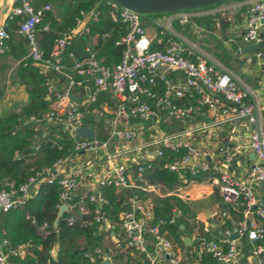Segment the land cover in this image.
Instances as JSON below:
<instances>
[{"label":"built area","instance_id":"obj_1","mask_svg":"<svg viewBox=\"0 0 264 264\" xmlns=\"http://www.w3.org/2000/svg\"><path fill=\"white\" fill-rule=\"evenodd\" d=\"M241 3L247 6L245 31L241 39L248 44L258 43L264 36V0H244ZM110 4L115 8L113 19L123 23L126 29L119 41L125 46L120 61L109 68L90 54L83 60L75 61L72 66L79 78L65 71L60 56L70 44L69 36L64 35L56 41L51 54L52 63L44 58L39 47L37 25L44 12L50 9L48 4L35 6L33 0H16V5L0 22V53L7 48V21L19 16L21 20L16 32L26 41V57L43 66L42 71L51 66L63 76V80L47 81V99H52L50 108L42 118L31 116L29 121L62 126L75 138L78 154L91 156L100 153L104 162L102 177L87 192H78V182L71 173L74 164L71 158L56 160L51 166L42 167L17 187L12 182L6 183L7 187L0 188V212L22 204L41 182L57 181L61 187L60 205H66L68 211L75 205L72 200L78 197L81 213L92 216L98 231H110L117 244L118 239L111 230L113 224L103 208L108 201L102 186L140 187L156 193L158 187L145 180L141 185L135 183L130 173L131 166L140 160H164L165 150L182 151L174 162L163 164V168L178 174L182 185L160 196L183 199L182 188L196 182L194 177L206 175L226 205L213 211L216 224L222 225L231 220L232 211L236 212L238 206H242L240 217L232 221L231 227L223 228L218 237L198 238L200 252L209 254L219 264H240L238 240L244 238L251 245L250 262L264 264V186L261 184L264 182V119L259 121L248 90L239 84L233 74L209 61L198 48L188 45L174 28V23L184 26L192 17L204 15L205 12H201L204 9H183L148 18L147 14ZM80 15L72 35L88 31L89 19L97 16L93 10L88 13L81 11ZM192 26L194 31H202L200 25L194 23ZM254 57L263 66L264 47L256 49ZM106 92L108 95L100 108L92 111L95 120L102 119L105 124L106 138L101 140L98 137L100 130L87 125L83 109ZM71 94L78 95L79 100L74 101ZM237 122L254 125L247 144L254 153V160L241 176L234 169L239 164L236 160L238 146L227 144L220 149L219 158H214L197 141L204 133L209 135L219 127ZM81 128H92L94 136H81L78 132ZM209 156L210 160L218 161H207ZM141 171L142 168L138 167L137 177L142 176ZM83 201L94 206L90 208L82 204ZM128 202L130 210L120 216L126 247L142 254L147 264H161L163 261L185 264L184 251L169 238L166 230L161 229L164 220L150 223L153 216L150 199L132 195ZM173 222L174 218H171L169 223ZM68 223H72V218H68ZM39 230L47 233L46 225L40 226ZM209 230L204 229L206 232ZM233 234L237 237L231 238ZM26 250V244L11 247L6 238L2 239L0 264H12L10 258L24 256ZM84 257L87 264H104L105 260H109L110 264H123L119 260L112 261L110 248L86 249Z\"/></svg>","mask_w":264,"mask_h":264},{"label":"trees","instance_id":"obj_2","mask_svg":"<svg viewBox=\"0 0 264 264\" xmlns=\"http://www.w3.org/2000/svg\"><path fill=\"white\" fill-rule=\"evenodd\" d=\"M237 1L244 0H227L220 4L192 10H208ZM33 4L35 6L48 4L50 7L44 12L37 25V38L44 58L49 59L51 63L53 62L51 54L56 41L64 35L70 37V44L60 53V56L65 65V71L75 78L79 76L72 69L74 62L83 60L90 54H93L100 64L109 68H113L120 61L125 46L119 41L126 29L123 23L113 19L112 13L115 8L109 0H33ZM246 9V5H241L239 12H246ZM92 10L97 16L95 19H89L88 31L80 35H72V30L77 26V21L81 17L80 12L88 13ZM240 13L234 15L236 21H240ZM162 14L165 13L147 14V17L152 18ZM20 20L21 17L15 16L7 21L9 36L5 44L9 50L0 53V58L11 54L14 59L18 60L15 77L25 85L28 102L20 110L0 117V188L7 187L6 183L11 182L17 187L42 167L51 166L56 160L70 159L78 154L75 150V138L62 126L49 125L44 121H29L31 116L37 119L42 118L50 108L52 99H47V81L56 78L63 80V76L51 66L46 71H42L26 57L28 52L26 41L16 39L17 24ZM194 23L195 25L203 24L206 29L220 31V33L229 29L232 24L222 12H216L206 16L192 17L190 22L184 26L174 23V28L185 34L194 35L195 29L192 26ZM45 26L47 28H44ZM212 43L214 48L222 47L220 39H214ZM107 95V92L101 93L94 103L88 104L83 109L87 125L100 130L98 137L101 140L106 138L105 124L102 119L95 120L92 111L100 108ZM181 154L182 151L165 150L164 160H140L138 164H133L130 168L132 179L137 185H141L145 180L151 185H160L163 190H175L182 185V180L176 172L163 168V164L174 162V159ZM138 167L142 168L141 177H137ZM194 179L207 180L206 175H199ZM60 192L61 187L57 181L41 182L37 190L22 204L6 212H0V243L6 238L11 247L18 244L27 245L24 256L10 258L12 264H87L88 261L84 257L85 249L96 248L103 250L110 248L114 259L126 256L131 260L129 255L134 254L143 258L142 254H138L135 250L132 252L126 247V238L120 227V216L123 212L130 210L128 198L132 195L140 199L149 198L153 207L150 223L155 224L159 219H163L165 223L161 225V229L166 230L169 238L179 247H187L182 236L191 231L194 212L188 202L177 196L159 197L140 187L118 188L113 184L102 186L103 195L108 201L103 208L113 224L111 230L118 239L116 244L110 237V231H98V226L92 216L81 213L79 209L81 201L78 197L72 200L75 205L63 212L57 226H54L53 221L57 216L58 205L61 203ZM82 204L90 208L94 206L87 201H83ZM241 208L242 206L239 205L238 211H232L235 220L240 217ZM68 218H72L71 224L68 223ZM171 218H174L173 223H169ZM226 224L231 225L230 221H226ZM42 225H46L47 233L39 230ZM210 237L205 235L207 239ZM243 241L244 249L247 250L248 241ZM144 263L147 262L144 260ZM216 263L217 261L209 254H201L200 264Z\"/></svg>","mask_w":264,"mask_h":264},{"label":"crops","instance_id":"obj_3","mask_svg":"<svg viewBox=\"0 0 264 264\" xmlns=\"http://www.w3.org/2000/svg\"><path fill=\"white\" fill-rule=\"evenodd\" d=\"M237 2H234L232 6L235 10V13L233 15L227 16L228 20L232 22V24L229 29H227L226 33L221 34L216 30L214 31L206 29L202 24L200 25L201 27H203L202 31L197 32L196 35L197 39H201L200 41H203L204 43L207 41L204 46L206 50L211 48L210 52L212 53L215 51V49H213L214 46L210 47L209 44H213L212 41L214 39L222 40V44L227 48V51H229V55L234 60L233 62L235 63L237 71L223 64L219 59L215 58L208 51H201V49L199 48V52L203 54L209 61L215 62L221 67L228 69L233 74L235 79L239 82V84H241L248 90L251 101L255 104L258 119L259 121H262L264 119V65H260L256 61L254 57L255 50L243 51L250 44L244 42L241 39V36L245 31L246 12H239L241 11L242 1ZM14 5H16V0H1L0 22L4 21L9 10H11ZM223 8L225 10L227 9L225 6ZM214 9L215 8L201 11L205 12L202 16L212 14ZM236 13H240V21H236L234 19V15ZM16 39L21 41L24 40L23 37L19 36L18 34H16ZM8 50L9 47L6 48V51ZM13 50L15 51L16 48ZM17 64L18 60L14 59L11 54L0 58V117L7 115L9 112L20 110L28 102V94L25 85L18 81V79L15 77V69ZM253 129L254 125L246 124L244 122L226 124L215 129L209 135L204 133L203 136H199L200 138L198 137L199 139H197L198 145H202L203 148H206L209 154L213 155L214 158H219L220 149L225 145L231 144L238 146L239 153L237 154L236 160H239V164H236L237 166H234V169L236 174L241 176V174H243V172L251 165L254 160V156H251L252 151L247 146L249 135ZM210 159L211 156L208 157L207 161L211 163H213L214 161H218ZM71 160L74 161L73 167L71 168V173L75 176L78 182V192H87L94 188V186L96 185V183H98V180L104 173V162L102 161V154L96 153L89 156V154L79 153L76 156L72 157ZM156 186L158 187L156 193L152 192L155 195L161 197L160 195L166 194L168 192L166 190H163L160 185ZM182 194H184L185 197L181 199L188 202V204L192 208L194 212V219L191 221V231L189 233L187 232V235L184 234L182 236V239L187 247L179 248L182 249L185 253V261H187L190 257H194L195 261H197L196 264H200L201 254L204 252H200L199 250L200 240L198 238H205V235L218 237L219 232L225 227H231L232 221L235 219L232 215V219L229 220L231 223L230 226H228L226 223L222 225L215 223V218L212 217L213 211L221 207H225L226 205L222 202V199L218 194L216 187L211 184L208 179L205 181L192 182L189 185L184 186L182 188ZM181 227L183 228V226ZM205 228H209L210 230L206 232L204 231ZM110 237L115 243L111 234ZM186 238H188V241H186ZM243 240L246 239L242 238L238 240L240 264H255L251 263V260H249L251 245L248 242L247 250H245V243ZM52 254H55L54 250L52 251ZM129 257L131 260L127 259L126 256L121 259H114L112 257V261L116 262L117 260H119L123 262V264H145L143 258L137 256L136 254L129 255ZM262 261L264 263V255L262 256ZM161 264L169 263L163 261L161 262Z\"/></svg>","mask_w":264,"mask_h":264},{"label":"water","instance_id":"obj_4","mask_svg":"<svg viewBox=\"0 0 264 264\" xmlns=\"http://www.w3.org/2000/svg\"><path fill=\"white\" fill-rule=\"evenodd\" d=\"M224 1L227 0H109L110 3L120 8L129 9L138 14H160V13L177 12L183 9L192 10L210 5L220 4ZM263 47H264V36L262 41L258 43L250 44L243 51H253ZM37 66L41 70L44 69V67L41 65H37ZM70 96L74 101L78 100V96L74 94H71ZM78 132L81 136L87 138H92L94 136V130L92 128H81ZM251 156H254L253 152ZM261 184L264 186V182H261ZM65 211H67L66 205H58L57 216L53 221L54 226H57L59 218ZM236 237L237 234H233L231 236V238H236ZM186 241H188V238H186ZM104 264H110L109 260H105Z\"/></svg>","mask_w":264,"mask_h":264},{"label":"rangeland","instance_id":"obj_5","mask_svg":"<svg viewBox=\"0 0 264 264\" xmlns=\"http://www.w3.org/2000/svg\"><path fill=\"white\" fill-rule=\"evenodd\" d=\"M237 3H239V2H237ZM233 4H234V2L225 3L224 5H222V7L215 8L213 10L212 14H215L216 12H222L223 16L233 15L235 13L234 8L232 7ZM224 6L227 8L226 10L223 8ZM226 31H227V29L224 32H221V34L226 33ZM179 33L185 38L186 43L188 45H193L195 48H198V49L200 48L201 51L202 50L208 51L215 58L219 59L223 64H225V65L229 66L231 69L237 71L235 63L233 62L234 60L231 58V56L229 55V51H227V48L223 44H222L221 48H213V49H215V51L212 53V52H210L211 48L206 50V48L204 46V44L207 43V41L204 43L203 41H200L201 39L200 40L197 39V37H196L197 32L196 31L193 32L194 35H190L189 33L185 34V33L181 32V31H179ZM219 33H220V31H219ZM209 45H210V47L214 46V44H209ZM185 262H186L185 264H196L197 263V261H195L194 257H190Z\"/></svg>","mask_w":264,"mask_h":264}]
</instances>
